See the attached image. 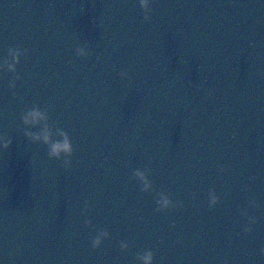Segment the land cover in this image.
I'll return each mask as SVG.
<instances>
[{
	"label": "water",
	"instance_id": "obj_1",
	"mask_svg": "<svg viewBox=\"0 0 264 264\" xmlns=\"http://www.w3.org/2000/svg\"><path fill=\"white\" fill-rule=\"evenodd\" d=\"M9 48L0 264H264V0H0Z\"/></svg>",
	"mask_w": 264,
	"mask_h": 264
},
{
	"label": "clouds",
	"instance_id": "obj_2",
	"mask_svg": "<svg viewBox=\"0 0 264 264\" xmlns=\"http://www.w3.org/2000/svg\"><path fill=\"white\" fill-rule=\"evenodd\" d=\"M140 5H141V7H143L147 11L150 9L151 0H140ZM20 55H21V52L18 49L9 48L8 54L6 56H4L3 58H0V71L7 70L10 72H15L16 64H18L19 60H20ZM39 115H42L39 112V110L36 108H33L30 111H27L24 114L23 118H24L25 123H30V122H33L35 120V118ZM45 138H47V137H45ZM9 143H10V141L6 137H4L2 134H0V145H2L3 147L6 148ZM61 148H63V150L66 152L71 151V145H70V142L67 139V137L65 138L62 145H57L54 148V150H53L54 154L59 155V149H61ZM135 174L145 181L144 188H145V190H147L150 185L148 184L146 177L144 176V173L137 170ZM217 200H218V197L213 192L212 196H211L212 203L215 204ZM157 203L159 204L160 209H165V208H168L169 206H173L172 201L167 196H162L161 199L158 200ZM248 230H249V226H245V231H248ZM108 236H109L108 231L102 230L98 235H96L94 237V239L92 241L93 246L94 247L99 246L101 244L102 240ZM121 246L124 248H127L128 243L126 241H122ZM139 258L143 262V264H152L153 255H152V252L150 250L141 254Z\"/></svg>",
	"mask_w": 264,
	"mask_h": 264
}]
</instances>
